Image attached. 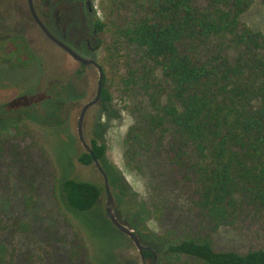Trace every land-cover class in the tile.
Returning <instances> with one entry per match:
<instances>
[{"label": "trees", "instance_id": "obj_1", "mask_svg": "<svg viewBox=\"0 0 264 264\" xmlns=\"http://www.w3.org/2000/svg\"><path fill=\"white\" fill-rule=\"evenodd\" d=\"M253 1L102 0L103 17L93 21L96 48L104 52L98 104L109 110L118 99L133 118L123 157L145 179L148 197L126 188L106 143L93 138L90 145L108 173L118 219L149 247L147 264H264V35L243 19ZM38 61L23 34L0 39L1 72L25 71ZM81 66L36 101L18 86L22 93L0 105V189L17 186L20 199L8 214L0 206V264L33 262L15 238L32 230L24 216L38 192L35 150L54 162L55 196L69 223L90 219L102 197L100 185L65 173L51 152L53 125L68 120L85 96L77 80L94 67ZM76 154L82 164L94 163L86 150ZM172 212L180 220L166 224ZM151 218L160 233L149 227ZM248 221L261 222L262 247L216 250L220 228ZM47 231L45 241L65 250L57 264H97L82 231L73 228L70 239Z\"/></svg>", "mask_w": 264, "mask_h": 264}, {"label": "rangeland", "instance_id": "obj_2", "mask_svg": "<svg viewBox=\"0 0 264 264\" xmlns=\"http://www.w3.org/2000/svg\"><path fill=\"white\" fill-rule=\"evenodd\" d=\"M92 1L97 17H103L102 0ZM80 16L79 14L77 17L82 22L76 29V37L80 41L90 40L91 46L94 47L96 41L93 39V27L87 18ZM243 19L248 26L264 35V0H254ZM52 28H57V31H52L61 39L62 30L59 31L58 27ZM15 34H23L29 40L39 52V61L34 67L25 71H0V105L22 93V89L18 86L29 91V94L23 95L25 98L32 95L36 101L44 96L50 84L59 80L58 77H76L78 71L82 69L81 63L52 42L29 16L15 11V0H0V39ZM66 43L82 56L94 58L99 63L103 61L102 49L95 48L92 52L88 47H81L80 42L76 44L73 40H66ZM83 46H86L85 42ZM0 69L5 70L6 66L1 65ZM83 70L82 77L77 82L84 87L85 96L72 107L71 113L69 110H63V116L69 113L68 120L53 125L56 128L51 133L53 140L51 152L65 173H69L76 180L100 185L103 189L102 197L89 211L90 219L86 218L87 220L82 222L75 218L74 224L69 223L65 211L60 208L55 196L57 170L54 162L45 159L39 151L35 150L33 156L41 167L38 175V192L34 206L24 216V219L32 224V230L17 235L15 240L25 255L31 257L33 262L30 264H57L65 250L62 243L56 240L49 244L45 241L48 235L47 229H52L58 235L65 234L70 239L74 234L73 228H75L84 233L92 259L97 264L99 262L120 264V259L127 260L128 264H142L139 251L133 241L118 230L107 217L105 212L107 195L102 174L95 163L84 165L76 158V149L78 152L85 150L77 134L80 111L88 101L96 96L99 79V72L96 68L90 67ZM38 104L40 105V102ZM124 106L125 104L118 99L113 101L109 110H104L99 104L92 106L85 116L84 136L89 144L93 138L106 143L107 156L120 169L126 181V188L129 187L138 198H147L149 191L145 179L127 168L124 162V139L128 128L133 124V118L127 114ZM45 107L47 108L46 105ZM17 188V186L11 188V193L6 192L5 187L0 189V206L4 208L6 214L10 207H16L15 203L20 200L19 194L15 196ZM123 210L124 213L127 212L126 204ZM179 215V212H172L166 218V224L180 220ZM148 225L158 233L163 230L160 222L154 218L148 221ZM214 243L216 250L219 251L247 252L250 249L260 248L263 246L261 222L248 221L240 228H220L214 235Z\"/></svg>", "mask_w": 264, "mask_h": 264}, {"label": "water", "instance_id": "obj_3", "mask_svg": "<svg viewBox=\"0 0 264 264\" xmlns=\"http://www.w3.org/2000/svg\"><path fill=\"white\" fill-rule=\"evenodd\" d=\"M29 4L33 11V16L35 18V21L37 22L41 30L45 33V35L52 42L57 44L60 48L66 51L73 59H75L79 63L83 65H88V66L92 65L99 72L96 96L92 100L88 101L82 107L79 118H78V122H77V134H78V138L81 141L84 149L93 156L94 163L104 178L105 190H106V195H107V200L105 204V210H106L107 217L110 219V221L114 224V226L118 230H120L122 233L127 235L133 241V243L135 244V246L137 247L139 251L142 264H147L146 257L144 255V250L149 249V247L142 243L139 235L132 228L125 225L118 219L116 215V201H115V197L110 187L108 173L103 167L100 160L94 155L91 145L86 141L85 136H84V123H85L86 113L92 106H95L100 102L102 87H103V79H104L103 67L94 58L83 57L82 55L77 53L72 47H70L68 44L60 40L55 34H53V32L45 25V23L41 20V18L35 13V10L33 8V0H29ZM155 258L157 259V256Z\"/></svg>", "mask_w": 264, "mask_h": 264}, {"label": "flooded vegetation", "instance_id": "obj_4", "mask_svg": "<svg viewBox=\"0 0 264 264\" xmlns=\"http://www.w3.org/2000/svg\"><path fill=\"white\" fill-rule=\"evenodd\" d=\"M33 8L35 13L41 18V20L51 31H57V28L52 27H58L59 31L62 30L63 35L60 36V40L65 43L66 40H73L75 43L80 42L81 47H88L89 51H94L97 44L96 33L94 29L93 39L96 41L94 47L91 46L90 40L85 39L80 41V39L76 37V29L80 27V23L82 22V20H79L77 17L79 14L81 15L80 17L84 19L87 18V20L91 23L90 25L94 27L93 21L97 15L95 13L92 0H33ZM15 11L17 13L26 14L39 27L33 16V11L30 7L29 0H15ZM84 42L86 46H83Z\"/></svg>", "mask_w": 264, "mask_h": 264}]
</instances>
